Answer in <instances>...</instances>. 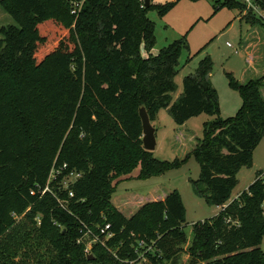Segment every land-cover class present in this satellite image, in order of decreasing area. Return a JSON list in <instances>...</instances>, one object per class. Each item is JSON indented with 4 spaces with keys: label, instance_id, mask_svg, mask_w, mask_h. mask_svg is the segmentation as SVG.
<instances>
[{
    "label": "trees",
    "instance_id": "16d2710c",
    "mask_svg": "<svg viewBox=\"0 0 264 264\" xmlns=\"http://www.w3.org/2000/svg\"><path fill=\"white\" fill-rule=\"evenodd\" d=\"M140 2L86 0L76 15L72 0H0L16 24L0 30V264H139L136 249L145 251L139 241L152 247L145 264H181L186 209L178 191L165 199H137L138 208L126 197L123 211L113 198L117 183L139 165V178L148 179L193 156L201 170L196 194L221 210L194 226L190 264H264V172L228 204L239 172L251 166L264 137V73L252 76L260 69L254 53L244 82L227 73L242 98L236 117L207 123L203 138L190 135L196 146L184 159H156L143 147L141 107L151 121L169 109L182 128L203 113L218 115L219 106L209 58L185 78L183 94L173 102L185 40L151 55V5L141 8ZM222 7L245 8L238 0ZM245 16L252 31L264 26L251 13ZM185 130L179 134L187 137ZM55 163L82 177L67 191L54 182L52 193L42 196ZM106 223L113 237L106 246L94 245L89 259L77 243L81 229L90 226L99 235Z\"/></svg>",
    "mask_w": 264,
    "mask_h": 264
},
{
    "label": "rangeland",
    "instance_id": "374dc122",
    "mask_svg": "<svg viewBox=\"0 0 264 264\" xmlns=\"http://www.w3.org/2000/svg\"><path fill=\"white\" fill-rule=\"evenodd\" d=\"M72 1L74 10H78L79 13L86 0ZM224 2L225 0H151V7L146 12L147 17L154 23L156 46L153 50L158 54L174 41L185 40L186 47L181 51L178 71L174 77L177 91L172 95L173 102L183 94L185 78L195 74L201 62L209 58L212 62L209 82L217 94L219 106L218 115L203 113L188 120L186 125L190 132L187 133L186 138H182L183 135L176 130L179 126L174 122L170 110L161 109L155 120L151 121L156 130V149L153 154L160 161L171 164L177 158L184 159L196 146L195 139L204 137L207 123L217 118L223 120L234 118L242 106L241 95L230 86L227 73H232L239 82H244L248 63L241 47V40L253 28L247 23L243 11L222 7ZM140 3L141 8H144L145 0H141ZM174 3L175 5L166 15H159L160 8ZM218 8L220 10L215 14ZM10 25L16 24L0 6V30ZM73 28H76L75 22ZM253 31L256 33L249 39L252 44L249 52L250 55L254 53L255 64L260 69L255 70V75L252 76L259 77L264 73V26H256ZM252 159L251 166L242 168L237 176V184L231 197L233 200L257 180L259 171L264 172V137L255 149ZM140 172L139 165L130 178L117 183L113 204L124 208L121 201L129 197L135 200L134 204L132 203L133 207L138 208L137 199L144 203L150 197L149 194L164 199L172 191H178L186 209L183 226L187 244L183 246L181 264H190L191 257L188 251L194 238V226L214 218L220 211V207L209 204L194 190V183L199 180L201 172L198 159L193 156L182 166L171 168L161 175L148 179H140ZM152 197L150 201L153 200ZM141 247L145 248L144 245ZM261 249L264 251V236ZM137 251L141 258L139 264H145L147 251L140 252V248H137ZM90 256L93 259L92 254ZM155 264H170V262L161 260Z\"/></svg>",
    "mask_w": 264,
    "mask_h": 264
},
{
    "label": "built area",
    "instance_id": "2783aa9c",
    "mask_svg": "<svg viewBox=\"0 0 264 264\" xmlns=\"http://www.w3.org/2000/svg\"><path fill=\"white\" fill-rule=\"evenodd\" d=\"M238 1L245 7L244 8L245 14L251 13L254 17L261 19L262 22L264 23V0H238ZM72 13L77 15L78 10H73ZM67 171H68V164L57 166L55 163V165L53 166L50 172L48 183L41 193L42 196L46 192L52 193L51 185L54 182H57L59 189L67 191L71 185L75 184L82 177V173L76 171H68V172ZM61 177L62 179L60 181L59 178ZM262 180L264 184V176ZM31 194L35 195V191L33 190ZM69 197L70 198L74 197V193L72 191L69 192ZM58 202L60 203V206L64 208L65 205L64 202L61 201L60 199H58ZM83 226L84 227L81 229L82 236L78 239L77 243L85 246V253L87 255L91 254L94 245L101 244L102 246H106L107 242L113 237L112 224L110 223H106L102 228H100L99 235L92 229V227L86 225ZM101 236H103L104 238L102 239ZM139 245L140 247L144 245L145 248L143 249H145V251L147 252H149V250L150 251L152 250L151 246L150 247L147 246L142 241H139ZM139 261H141L140 257H138V262Z\"/></svg>",
    "mask_w": 264,
    "mask_h": 264
},
{
    "label": "water",
    "instance_id": "95a60500",
    "mask_svg": "<svg viewBox=\"0 0 264 264\" xmlns=\"http://www.w3.org/2000/svg\"><path fill=\"white\" fill-rule=\"evenodd\" d=\"M151 5V0H145L144 7L148 8ZM205 89L207 88L206 84H204ZM139 115L142 122L143 127V147L148 152H154L156 149V130L153 127L149 114L146 108H141L139 110ZM94 259V257H92ZM91 259V256H89Z\"/></svg>",
    "mask_w": 264,
    "mask_h": 264
},
{
    "label": "crops",
    "instance_id": "0c3cea01",
    "mask_svg": "<svg viewBox=\"0 0 264 264\" xmlns=\"http://www.w3.org/2000/svg\"><path fill=\"white\" fill-rule=\"evenodd\" d=\"M254 33H256L255 31H252V30H250L249 32H248V34H247V36L245 37V38H242V40H241V47H242V50L245 52V54H246V60H247V63H248V66H250V65H252V66H254V62L252 61V56L250 55V47H251V40L249 41V39L253 36V34ZM143 53V56L144 57H148V53H146V52H142ZM151 55H157L158 53L155 51V50H152L151 51V53H150ZM248 66H247V68H248ZM246 71V70H245ZM184 129H186V130H189L188 129V127H187V125L185 124L182 128H177L176 130L177 131H179L180 133L182 132V130H184ZM184 133L185 132H183V137L182 138H186L185 137V135H184ZM166 198V197H165ZM164 198V199H165ZM121 201V200H120ZM233 201V199H230V201L228 202V204L229 203H231ZM122 202V201H121ZM123 204V203H122ZM124 205V204H123ZM119 210H121V211H123V210H125V207L123 208V207H120V205H117L116 206ZM220 210H221V208H220Z\"/></svg>",
    "mask_w": 264,
    "mask_h": 264
}]
</instances>
